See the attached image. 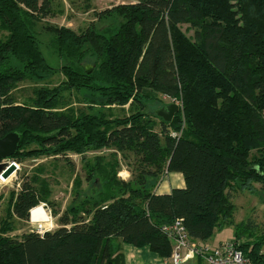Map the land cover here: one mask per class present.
I'll list each match as a JSON object with an SVG mask.
<instances>
[{
  "label": "trees",
  "instance_id": "trees-1",
  "mask_svg": "<svg viewBox=\"0 0 264 264\" xmlns=\"http://www.w3.org/2000/svg\"><path fill=\"white\" fill-rule=\"evenodd\" d=\"M51 6L0 0V137L21 134L7 158L112 151L86 161L90 196L42 234L9 235L51 194L42 167L21 179L0 218V264H124L123 243L169 257L160 227L175 218L190 241L233 226L231 241L249 264H264V228L254 215L235 222L232 201L236 191L264 193V0H130L99 11L103 26L38 31ZM42 31L58 66L40 49ZM57 73L58 84L34 86L24 102L12 95L25 80ZM72 92L83 107L65 103ZM160 95L180 104L170 121L147 110ZM125 105L134 108L122 117L104 112ZM118 155L133 159L129 179L118 176ZM167 172L180 173L184 186L156 193Z\"/></svg>",
  "mask_w": 264,
  "mask_h": 264
},
{
  "label": "rangeland",
  "instance_id": "rangeland-1",
  "mask_svg": "<svg viewBox=\"0 0 264 264\" xmlns=\"http://www.w3.org/2000/svg\"><path fill=\"white\" fill-rule=\"evenodd\" d=\"M127 2H130V0H51L53 16L43 19L38 24L37 29L38 31H40V25L46 24L67 26L77 32L83 31L90 23H94L95 27H100L106 24L108 19L97 20L96 14L99 11L110 8L120 3ZM180 27L183 31L186 32L187 35L193 34V29H188L187 24H182ZM38 37L40 40V49L47 62L52 66H58L60 61L48 45L51 35L42 31ZM62 79L63 77L61 76V74L57 73L49 75L44 81L36 83L25 80L18 84V86L12 91V95L17 102H24L27 100V97L32 95V89L34 86H55ZM64 101L69 107L72 108H81L85 105L81 101V97L77 96L73 92L71 94L66 93ZM171 102L178 104L180 107V104L177 100H172L168 97L160 95L159 99L152 100L147 103V110L152 113L160 106L169 104ZM133 108L134 107H131L129 105L113 106L108 110L104 108V112L106 113V115L111 117H122L125 114H129ZM156 121H158V119H156ZM156 129H158V126L156 127ZM111 151L112 150L110 149L96 151L90 150L85 152L84 154L67 152L66 154L39 155L37 157L31 156L22 158L19 162H16L18 165V169L14 173H12L9 178H6L5 180L2 178L4 181L0 180V218L5 215L4 211L10 192L19 189L21 179L24 176L32 175L34 172H36V169L38 167H42L44 170H42L40 174L42 175V177L48 178V182L50 183L51 188V194L49 196V202L46 203L49 212L45 211L49 216V220L42 221L41 224L45 229L53 230L57 228L59 225L58 217L68 205L72 203L79 205L85 200L87 196H90L88 191L89 184L84 179L86 161L92 160V158L96 155H104L106 159H109L108 155ZM118 158L120 160V170L118 176L124 179H129L131 177V172L129 169L133 168L132 157L129 156L126 159H123L120 155H118ZM10 161L13 160L5 158L0 160V163L6 164ZM124 170H127L128 173H126ZM83 190L87 191L84 192ZM242 201L245 204V207L249 203H245L243 198H240L239 200L236 199V203L238 204ZM244 212V210L242 212H238L235 217H238V215L242 216ZM255 218L259 225L257 229V231L259 232L260 230H262V228H264V219L262 220V217L258 215ZM14 226L15 230L11 231L9 235L19 237L24 232H28L31 230L35 231L37 223L30 221L29 213L28 220H16L14 222ZM225 229L226 230H223L221 232L222 234L216 232L215 237L219 238L220 235L224 237L231 236V229ZM253 237L255 236L253 235Z\"/></svg>",
  "mask_w": 264,
  "mask_h": 264
},
{
  "label": "crops",
  "instance_id": "crops-1",
  "mask_svg": "<svg viewBox=\"0 0 264 264\" xmlns=\"http://www.w3.org/2000/svg\"><path fill=\"white\" fill-rule=\"evenodd\" d=\"M126 173L127 170H124ZM121 173V172H120ZM184 181L182 178V175L178 172H167L165 173L160 180L158 181V184L156 186V193H169L172 188L176 187H183ZM255 186L258 188V185L255 184ZM242 199L245 201V203L249 202L248 205L243 203H236V199ZM232 201L236 206L235 212H234V221L239 222L242 220H245L251 215H254V217L261 216L262 220L264 219V193L263 192H255L251 193L249 191L243 190V191H236L233 193ZM242 216L238 215V217H235V215L238 212H242ZM225 228H230V235L228 237H224L222 235L219 236V238L215 237L216 232H221L223 230H226ZM234 236V229L233 226H224L221 229H216L213 233V235L206 241H197L193 240L191 241V244L196 246H204V247H214L216 245L228 242L233 240ZM214 238V239H213ZM216 238V239H215ZM264 251V246L262 248ZM121 252L123 255V263L124 264H174L169 259V257H162L158 253L153 252L148 246H134L132 244L123 243L121 246ZM179 264H206L204 259L198 256L194 257H187L183 261H181Z\"/></svg>",
  "mask_w": 264,
  "mask_h": 264
},
{
  "label": "built area",
  "instance_id": "built-area-1",
  "mask_svg": "<svg viewBox=\"0 0 264 264\" xmlns=\"http://www.w3.org/2000/svg\"><path fill=\"white\" fill-rule=\"evenodd\" d=\"M38 205L43 211L49 212L46 203L41 202ZM48 220L49 216L46 220L33 221L31 220L30 213V221L37 223L35 231L39 234H42L45 231H50L49 229H45L41 224L42 221ZM160 229L171 240L172 251L169 259L174 264H179L185 258L194 256H200L204 259L206 264H249V259L244 256L242 251L237 248L235 243L232 241H228L214 247L196 246L191 244L188 233L180 218H175L170 223L162 224Z\"/></svg>",
  "mask_w": 264,
  "mask_h": 264
},
{
  "label": "water",
  "instance_id": "water-1",
  "mask_svg": "<svg viewBox=\"0 0 264 264\" xmlns=\"http://www.w3.org/2000/svg\"><path fill=\"white\" fill-rule=\"evenodd\" d=\"M179 110V105L169 103L155 110V115L162 118L164 121H170L174 114ZM21 134L18 131H10L0 137V160L5 159L18 150ZM18 169L15 161H10L6 164L0 163V178L6 179Z\"/></svg>",
  "mask_w": 264,
  "mask_h": 264
},
{
  "label": "bare ground",
  "instance_id": "bare-ground-1",
  "mask_svg": "<svg viewBox=\"0 0 264 264\" xmlns=\"http://www.w3.org/2000/svg\"><path fill=\"white\" fill-rule=\"evenodd\" d=\"M9 178V177H8ZM1 181H4L2 178H0ZM31 213V220H46L48 219V215L45 213V211L42 210V208L38 205L30 210Z\"/></svg>",
  "mask_w": 264,
  "mask_h": 264
}]
</instances>
